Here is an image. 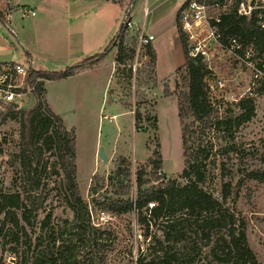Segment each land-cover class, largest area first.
I'll list each match as a JSON object with an SVG mask.
<instances>
[{
  "label": "rangeland",
  "instance_id": "obj_1",
  "mask_svg": "<svg viewBox=\"0 0 264 264\" xmlns=\"http://www.w3.org/2000/svg\"><path fill=\"white\" fill-rule=\"evenodd\" d=\"M85 1L80 11V22L83 23L80 33L72 29L77 16L74 7L67 9V0H15L16 3L13 0H0V16L19 10L16 13L17 22L11 26L19 33V40L17 37L14 39L23 55L21 58L25 57L26 48L19 41L24 40V33L29 32L33 24L44 21L53 25L46 31H41V50L70 55V51H77L78 36L91 37L86 41L90 45L97 43V2ZM144 1L132 0L125 8V13L141 16L142 11L137 13V10H142ZM205 4L206 17L203 25L196 31L193 39L187 38L188 49L191 55L196 52L197 47L206 53L200 52L207 68L212 72L208 77L212 97L225 106L232 105V109L237 112L234 103L246 97L251 86L256 115L239 128H231V131L228 128L215 130L204 139V145H213L212 153L218 155V159L225 163L228 170V175L224 177L216 170L204 187L221 199L224 183H231L230 195L225 205L247 218L249 246L258 262L264 264V181L261 180L264 177V90L259 83L253 84V74L244 68L241 61L224 49L228 42L222 45L216 37L219 31L213 27L212 19L220 18L234 2L208 0ZM33 10L36 16H32ZM125 13L121 14L120 25ZM59 22L64 24L60 30L55 27ZM142 33L144 32L135 29L134 25L133 30H128L126 38L130 44L135 45L136 38ZM54 40L57 42L53 43ZM114 45L115 41L110 42L101 54L92 56V59L101 56L102 52L108 55ZM110 58L111 56L108 60ZM133 61L127 60L121 66L115 62L110 79L109 66L101 72L91 70L78 74L77 71L72 78L61 82L44 81L50 108L75 133L77 178L82 196L89 203L92 223H102L107 229L95 247L88 242L90 240H86L77 248V252L86 257L91 252L97 254L95 264H135L136 258L143 251L146 252L152 241V249L161 247L157 242L160 240L164 247L171 245L174 251H178V264L209 262L212 259L209 252L214 242L206 246L204 239L188 231L185 238H174L163 243V228L158 230L156 226L151 228L150 241L149 238L146 239L145 227L139 223L136 213L130 211L115 214L108 211L104 204L106 196L117 197L115 192L119 181L128 184L129 193L134 195L135 173L142 167H147V177L151 179V184L159 183L157 175L152 174L151 166H148L158 146L163 158L162 169L167 177L178 178L185 164L176 91V83L179 81L181 86L182 79L175 71L176 64H169L167 54L161 56L155 76L150 74V59L139 57L135 72L130 66ZM79 63L81 62L74 61L69 66ZM27 65L31 66L30 63ZM17 83L22 85V95L16 98L14 105L18 109H32L37 102L35 94L25 81L22 84V80L18 79ZM10 105H0V190L20 192L28 205L32 217L29 230L33 238V252L27 253L29 257H36L37 254L41 255L38 253L41 250L45 252L51 249L56 252L61 243L57 241L53 244L48 236L49 232L41 228V220L52 213L53 226L60 232L63 229L62 220L73 218V212L67 206L68 183L54 150L49 143L43 142L44 136L38 135L40 132L36 133L34 144L28 147L23 135L22 113L12 112L5 117L4 113ZM137 112L141 114V120L136 127ZM193 121L192 117L186 119L188 124ZM37 137L39 139L36 141ZM233 144L240 150H224ZM100 147L105 148L107 162L98 155ZM202 158L203 156L201 161ZM118 167L123 171L122 176L117 174ZM128 171L131 172V180L125 178ZM252 171L257 172L259 178H253ZM95 177L96 183L105 182L99 191L100 195L89 192L91 180ZM185 183L186 179L179 178V184ZM91 237L100 236L96 233ZM35 245L38 246L36 251ZM9 247L10 244L0 237V264H15L19 261L14 254L7 253Z\"/></svg>",
  "mask_w": 264,
  "mask_h": 264
},
{
  "label": "trees",
  "instance_id": "obj_2",
  "mask_svg": "<svg viewBox=\"0 0 264 264\" xmlns=\"http://www.w3.org/2000/svg\"><path fill=\"white\" fill-rule=\"evenodd\" d=\"M128 6L132 0H106ZM191 0H186L181 8L185 7ZM180 11L177 14V29L183 44L186 62L176 70L182 85L176 83L178 96V115L182 125V139L184 147L185 164L178 178H169L162 172L163 158L158 149L154 151L153 157L148 162L152 174L157 175L158 184H151L147 177V167L138 169L135 173L136 191L134 195L129 193V185L119 181L115 194L117 197L106 196L104 204L108 211L113 213H127L133 211L139 219V223L145 227L146 239H152L151 228L156 226L159 230L163 228L164 241L170 242L174 238L180 240L185 238L188 231L206 241L208 246L214 242L210 249L209 262L197 264H260L250 248L247 236V218L234 208L225 205L231 191V183L223 185L221 199L215 197L205 189V183L211 175L218 170L221 177L228 175L225 163L218 159L213 152V145H204V139L212 131H220L223 128H239L252 120L256 115L255 99L242 97L234 103L237 112L232 105H226L212 97L209 74L212 72L207 68L204 57L201 54L192 56L188 49V42L180 24ZM127 17L131 19L128 13ZM123 27L113 38L117 48L115 62L123 65L127 60H134L136 55L137 41L132 45L127 40V23L122 22ZM217 28L221 34L219 42L227 44L229 36L241 37L246 43L254 42L264 50V30L260 29L255 16L249 20L245 16H239L237 7L232 6L230 11L221 16ZM101 54V53H100ZM150 57V74L156 76V52L153 45L148 47ZM106 53L92 59L89 57L79 64L68 66L57 71L35 69L29 67L26 78L27 85L34 86L33 93L36 96V105L29 110L18 109L11 104L5 117L12 112H20L23 115V135L28 147L34 144L36 133L44 136L43 142L49 143L58 158L68 183L69 196L67 206L73 212V218L62 220L63 229L58 232L53 226V214L48 213L40 222L43 230L51 237L53 244L61 242L58 250H41L37 256L29 257L33 252L32 235L29 230L31 214L20 192H4L0 190V237L10 244L7 253L14 254L19 258L15 264H95L97 254L93 252L87 257L80 255L77 248L86 240L93 247L103 238L107 229L100 223H92V215L89 203L82 196L77 178L76 164V136L73 130H69L63 119L57 115L46 100V88L44 81H56L67 78L77 71L86 67H93L102 63ZM119 70V69H118ZM41 79H43L41 81ZM181 87V90H180ZM176 94V93H175ZM194 118L191 124L186 119ZM135 126L141 120V114L136 113ZM231 131V130H230ZM39 137L36 138V141ZM240 150L235 144L224 150ZM203 156V161H201ZM125 161V159H122ZM117 174L122 176L123 171L118 167ZM253 178H259L257 172L252 171ZM103 178V177H102ZM125 178L131 180V172ZM179 178L186 179L187 183L179 184ZM105 179V178H104ZM261 179V178H260ZM264 181V177L262 179ZM97 177L92 178L89 187L90 194H98L104 187V183H96ZM98 200V199H97ZM103 227V228H102ZM96 233L100 237H91ZM87 237L89 239H87ZM23 240L21 241V239ZM158 249H152L153 241L136 258L135 264H178L180 255L173 250V246L162 245ZM154 248V247H153ZM34 250H38L35 245ZM35 254V253H33ZM103 255V254H102ZM16 259V258H15ZM31 261V263H29Z\"/></svg>",
  "mask_w": 264,
  "mask_h": 264
},
{
  "label": "crops",
  "instance_id": "obj_3",
  "mask_svg": "<svg viewBox=\"0 0 264 264\" xmlns=\"http://www.w3.org/2000/svg\"><path fill=\"white\" fill-rule=\"evenodd\" d=\"M13 1L15 2V0ZM67 1V9L74 7L77 16L72 29L80 33V27L83 25V23L80 22V11L82 10L85 0ZM92 1L97 2V43L90 45L86 41L91 37L83 35L79 38L78 36V41H76L77 51L75 53L70 51V55H66V53L64 54L63 52H53V50H41L42 44L39 41V38L42 36L41 31H46L53 25L50 22L44 21L39 24H33V27L30 29L31 33H29L30 31L25 32L24 40L19 41L20 45L22 44L26 48L25 57L21 58L23 55L14 39V37H17L19 40V33H17V31L11 26L12 23L17 22L18 18H16V13H18L19 10L16 9L4 17L0 16V63H19L25 66H28L27 64L30 63L31 66L29 67L35 69L57 71L68 67L69 63L74 61L82 62L89 57L99 54L103 49L108 47L109 43L119 32L121 27L120 17L122 13H125L126 6L106 0ZM185 1L186 0H145L142 10H137V13L142 11V15L139 16L138 14H135L131 16V19L135 23V29L142 30L146 34L154 35L152 45L156 52V76L161 56L167 54L170 58L169 64H176V70L186 62L183 44L177 29V14ZM45 14L48 15V12H45ZM63 25V23L59 22L55 27L60 30L63 28ZM65 28L67 29V26ZM56 42L57 41L55 40L53 41V43ZM116 53L117 48L114 47L102 63L93 67H86L79 70L77 73L81 74L82 72H88L91 70L101 72L110 66V79L115 68L114 58ZM109 56H111V60H108ZM73 76L71 75L67 78L56 81L46 80L45 83L61 82L70 79Z\"/></svg>",
  "mask_w": 264,
  "mask_h": 264
},
{
  "label": "built area",
  "instance_id": "obj_4",
  "mask_svg": "<svg viewBox=\"0 0 264 264\" xmlns=\"http://www.w3.org/2000/svg\"><path fill=\"white\" fill-rule=\"evenodd\" d=\"M233 1L232 6L237 7V13L239 16H245L249 20L252 16L257 19V24L260 29L264 30V0H229ZM208 0H191L185 7L181 8L180 11V24L182 31L185 33L187 38L193 39L196 31L203 25L205 15V3ZM231 6V7H232ZM230 7V8H231ZM226 11L225 13L229 12ZM32 15L35 12L32 11ZM124 16V22L127 23L128 30H133L135 23L132 19ZM220 18H214L212 20L213 27L217 28V23L220 22ZM218 29V28H217ZM219 31V30H218ZM221 36L220 32L216 35L219 39ZM136 55L134 61L130 64L132 70L135 72L138 69L137 59L139 57L150 59L148 55V47L152 45L154 35L142 33L137 38ZM228 44L224 49L229 53L238 58L244 65V68L253 74V84L259 83L261 89L264 90V50L259 48L254 42L246 43L241 37L229 36L227 39ZM204 51L200 48H196V52L192 53V56H196ZM29 66H25L19 63H0V105L1 104H15L16 98L21 97L22 92L21 86L17 83L18 79L26 82L28 75ZM27 83V82H26ZM34 86H29L30 91L33 93ZM254 92L252 87L248 88V92L245 96L252 97Z\"/></svg>",
  "mask_w": 264,
  "mask_h": 264
},
{
  "label": "water",
  "instance_id": "obj_5",
  "mask_svg": "<svg viewBox=\"0 0 264 264\" xmlns=\"http://www.w3.org/2000/svg\"><path fill=\"white\" fill-rule=\"evenodd\" d=\"M122 27H123V24H121V27H120V30L122 29ZM119 30V31H120ZM98 155H99V157L101 158V159H103V161H108V156H107V154H106V151H105V148L104 147H100L99 148V152H98ZM162 172L164 173V171L162 170Z\"/></svg>",
  "mask_w": 264,
  "mask_h": 264
}]
</instances>
